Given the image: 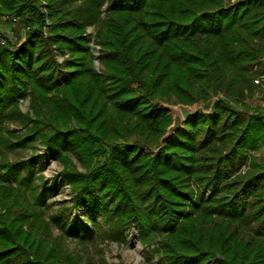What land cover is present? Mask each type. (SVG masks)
Returning <instances> with one entry per match:
<instances>
[{
    "label": "trees",
    "instance_id": "trees-1",
    "mask_svg": "<svg viewBox=\"0 0 264 264\" xmlns=\"http://www.w3.org/2000/svg\"><path fill=\"white\" fill-rule=\"evenodd\" d=\"M6 14L21 19L26 37L0 45L1 151L39 140L64 166L73 208L117 217L120 233L134 223L144 242L159 237L163 264H264V165L245 152L264 145V110L232 106L250 111L243 99L264 74V0H0ZM221 94L164 139L171 119L152 99ZM11 118L22 130L6 127ZM41 156L0 161V264L76 263L46 245V228L32 219L48 192L30 184ZM69 215L67 235H78Z\"/></svg>",
    "mask_w": 264,
    "mask_h": 264
},
{
    "label": "rangeland",
    "instance_id": "rangeland-1",
    "mask_svg": "<svg viewBox=\"0 0 264 264\" xmlns=\"http://www.w3.org/2000/svg\"><path fill=\"white\" fill-rule=\"evenodd\" d=\"M107 1L101 8V18L104 19L107 14ZM46 11V6L42 7ZM46 22L50 23L46 18ZM98 30L100 26L94 24L87 26L86 34L89 36V45L94 53V65L100 72L102 65L99 61V54L101 47L96 44ZM46 33H48L46 31ZM26 29L21 24V19L17 16L0 15V45L7 46L9 42L12 45L21 46L25 41ZM56 56L61 62L63 55L56 51ZM258 80V83H255ZM255 87L251 93L245 97L244 103L248 106L250 111L246 112V107L239 104H233L237 110L243 114L250 115L253 110L261 107L264 110V74L263 76L255 77L253 81ZM224 96L218 95L212 97L210 100L204 102L199 101L193 104H181L174 97L169 99H152L150 105L153 110L161 111L167 110L171 119V124L167 128L164 139L173 133L170 129L174 125L176 118L180 119V128L185 125L187 117L196 115L199 112H209ZM20 108L23 113L30 110V99L21 102ZM264 112V111H263ZM10 120L6 127L20 131L21 124H17L16 119ZM177 129V130H178ZM176 131V130H175ZM163 139V138H162ZM34 148L27 144L23 149L12 152H3L0 150V161L5 160L13 162L17 160H26L35 155H42V160L33 163L30 184L32 186L41 187L42 184L47 187V198L45 206L42 209H34L32 219L37 217L35 225L39 227L44 233L50 237L46 238L48 242L46 245L56 246L57 250H62L63 254H67L75 264H163L160 256L156 254L153 249L159 237L151 242H144L141 240V235L134 223L126 227L120 233V228L115 227L113 222L118 220L113 216L110 218L109 214H105L101 209L83 208L77 210L73 208L72 197L73 187L62 178V171L64 166L51 157L45 149V146L39 140L34 142ZM162 147V146H161ZM159 149H156L158 151ZM249 161H255L264 165V145H260L256 150L246 149ZM72 162L76 165L78 171H85V167L79 162L77 156L70 154ZM244 173V172H243ZM197 185V183H195ZM29 195V192L26 193ZM26 198V197H24ZM114 202H110L107 206L109 212H114ZM70 213L69 221L76 219L78 235H67V227L63 224L67 214ZM36 219V218H35ZM67 220V219H66ZM117 222V221H116ZM86 225L88 232L83 231V226ZM35 227V226H34ZM242 228L244 225L241 226ZM49 246V247H50ZM45 248V245H44ZM49 251L46 260H50L52 255ZM56 255V254H54ZM50 257V258H49ZM58 264V263H56ZM59 264H66L59 262ZM204 264H223L221 258H209Z\"/></svg>",
    "mask_w": 264,
    "mask_h": 264
},
{
    "label": "water",
    "instance_id": "water-1",
    "mask_svg": "<svg viewBox=\"0 0 264 264\" xmlns=\"http://www.w3.org/2000/svg\"><path fill=\"white\" fill-rule=\"evenodd\" d=\"M180 119L176 118L174 121V125L171 127V131L174 132L175 130H177L180 127Z\"/></svg>",
    "mask_w": 264,
    "mask_h": 264
},
{
    "label": "built area",
    "instance_id": "built-area-1",
    "mask_svg": "<svg viewBox=\"0 0 264 264\" xmlns=\"http://www.w3.org/2000/svg\"><path fill=\"white\" fill-rule=\"evenodd\" d=\"M261 76H263V75H261ZM255 83H258V80H255Z\"/></svg>",
    "mask_w": 264,
    "mask_h": 264
}]
</instances>
